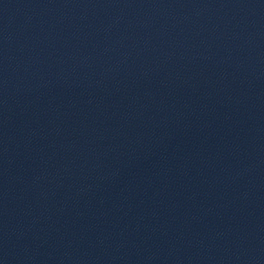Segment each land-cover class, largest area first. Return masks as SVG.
Listing matches in <instances>:
<instances>
[{"label":"water","instance_id":"water-1","mask_svg":"<svg viewBox=\"0 0 264 264\" xmlns=\"http://www.w3.org/2000/svg\"><path fill=\"white\" fill-rule=\"evenodd\" d=\"M0 264H264V0H0Z\"/></svg>","mask_w":264,"mask_h":264}]
</instances>
